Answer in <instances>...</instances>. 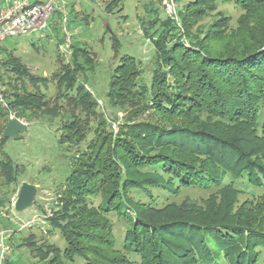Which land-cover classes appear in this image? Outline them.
Returning <instances> with one entry per match:
<instances>
[{
    "label": "trees",
    "instance_id": "trees-1",
    "mask_svg": "<svg viewBox=\"0 0 264 264\" xmlns=\"http://www.w3.org/2000/svg\"><path fill=\"white\" fill-rule=\"evenodd\" d=\"M184 1L179 26L169 17L152 15L149 21L156 49L149 85L130 55L121 56L111 72L108 103L130 114L117 132L109 131L98 102L81 82L86 78L81 74L95 67L80 41L74 40L69 63L59 57L50 79L35 77L12 51L1 48L0 83L7 86L3 93L17 116L28 124L39 116L56 119L61 146L88 141L71 157L70 174L47 219L65 248L47 245L46 251L29 243L33 235L17 247L38 251L43 261L52 254L48 264H264V231L246 224L247 218L242 222L241 215L235 219L229 192L212 211L187 200L160 205L153 195L178 197L184 190L227 184L218 192L242 188L264 197V0H174ZM215 4L242 12L235 32H225L227 17L206 32L193 30ZM62 42L60 37L58 46ZM5 74L20 85L11 83L13 77L6 82ZM50 84L57 91L52 99L43 91ZM147 109L155 121L135 119ZM8 141L0 140V182L18 185L26 168L5 153ZM4 205L0 201V208ZM113 218L124 224L122 234H116ZM0 223L14 227L7 219Z\"/></svg>",
    "mask_w": 264,
    "mask_h": 264
},
{
    "label": "rangeland",
    "instance_id": "rangeland-1",
    "mask_svg": "<svg viewBox=\"0 0 264 264\" xmlns=\"http://www.w3.org/2000/svg\"><path fill=\"white\" fill-rule=\"evenodd\" d=\"M112 1L114 0H71L70 7H73L74 13L70 14V26L76 31L74 40L83 44L89 52L92 64L95 67L93 71L89 69L81 74V76L86 77L85 79L82 77L81 82L85 84L87 90L98 102L100 114L106 118L109 126L111 125L108 128L109 131L117 132L119 125L124 123L125 118L129 117L130 114H128L129 110L121 111L110 107L108 103L107 91L111 72L121 56L130 55L139 62L143 80L149 85L156 63V49L152 39V35H155V29L149 25V21L154 16H160L162 19L169 17L172 22L179 26L178 11L187 2L176 4L174 0H118L113 7L114 12L111 14L107 12V7ZM121 8V12L118 13L117 11ZM151 9L154 10L152 14L149 13ZM241 15L242 12L232 6L215 4L211 10L207 11L202 20L193 27V30L198 32L203 29L206 32L208 27L217 19L227 17L228 20L224 22L225 32H235L239 27ZM60 37H62V32L58 28L54 30L53 34H49L43 39L37 34L10 38L0 48L5 47L8 51H12L13 55L35 77L50 79L58 71L61 59L65 63L71 61L61 56L59 52ZM113 38L116 39L118 52L116 48H113ZM4 77L6 78L4 80L8 82V78L13 76L5 74ZM11 83L20 85L15 77H13ZM0 85L4 90L7 89V86H3L1 83ZM26 86L29 91H33V87L27 82ZM48 87L43 91L47 98L52 99L57 91L54 85L50 84ZM17 115V119L29 126L28 130L21 133L16 139H9L4 151L11 156L13 161L24 165L26 173L20 178L18 185H5L0 182V201H5L2 208L9 211L14 220V222H11V225H14L12 228L19 229V227L25 226L24 229L16 233L13 240V246L15 247L12 246L14 253L10 261L12 264H48L52 254L47 253V259L43 261L38 251L32 252L31 248L17 247V245L23 243V239H29L28 237L33 235L34 240L29 239V243H33L38 247L41 246L46 251L47 245H55L61 249L65 248L66 243L61 233L51 230L52 228L47 219L52 217L58 191L70 174L71 157L78 150H85L88 141L77 146L69 144L61 146L58 144L60 132L56 119L52 120L53 123L51 116H39L28 124L25 119H20ZM135 119L155 121L156 117H154L151 109H147L145 114L139 115ZM6 125L7 123H5V119L0 112V140ZM24 182L37 187V196L32 207L18 213L15 209H12V205L15 204L20 187ZM226 185L223 184V187H226ZM222 188L184 190L178 197H172L160 191H154L153 195L155 198L157 197L156 199L159 200L160 205H165L169 200L178 204L187 200L201 211H212L217 209L221 200L225 199L223 193L227 191L230 195L228 199L233 200L235 203V219L239 220L238 215H241L243 217L242 222L247 218L246 224L256 228L259 227L262 229L260 231L263 232L264 197H254L241 191L242 188H239L240 190L231 188L218 192ZM112 221L115 224L116 234H122L124 224L118 221L117 218H113ZM1 229H4L2 223H0ZM27 242L28 240L24 243Z\"/></svg>",
    "mask_w": 264,
    "mask_h": 264
},
{
    "label": "built area",
    "instance_id": "built-area-1",
    "mask_svg": "<svg viewBox=\"0 0 264 264\" xmlns=\"http://www.w3.org/2000/svg\"><path fill=\"white\" fill-rule=\"evenodd\" d=\"M70 2L71 0H0V47L8 39L21 35L37 34L41 39L46 38L54 33V27H58L63 38L58 46L59 52L61 56L70 59L76 34L70 26ZM1 60L0 48V63ZM0 109L8 119L16 118L17 111L7 101L1 85ZM0 218L14 222L9 211L4 208H0ZM24 228L25 226H21L19 229L0 230V264H7L11 260L14 252L9 239Z\"/></svg>",
    "mask_w": 264,
    "mask_h": 264
},
{
    "label": "water",
    "instance_id": "water-1",
    "mask_svg": "<svg viewBox=\"0 0 264 264\" xmlns=\"http://www.w3.org/2000/svg\"><path fill=\"white\" fill-rule=\"evenodd\" d=\"M28 125L17 118H10L3 131L4 139H16L18 136L28 130ZM37 196V187L27 182L22 183L18 192V197L14 204V209L22 213L34 205Z\"/></svg>",
    "mask_w": 264,
    "mask_h": 264
}]
</instances>
